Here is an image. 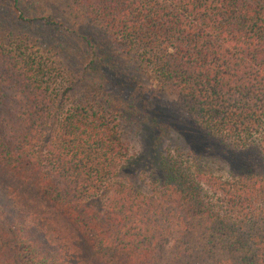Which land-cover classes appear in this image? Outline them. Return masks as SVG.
<instances>
[{
	"label": "trees",
	"instance_id": "1",
	"mask_svg": "<svg viewBox=\"0 0 264 264\" xmlns=\"http://www.w3.org/2000/svg\"><path fill=\"white\" fill-rule=\"evenodd\" d=\"M148 101L226 177L117 178ZM0 264H264V0H0Z\"/></svg>",
	"mask_w": 264,
	"mask_h": 264
},
{
	"label": "rangeland",
	"instance_id": "2",
	"mask_svg": "<svg viewBox=\"0 0 264 264\" xmlns=\"http://www.w3.org/2000/svg\"><path fill=\"white\" fill-rule=\"evenodd\" d=\"M144 106L147 116L145 124L129 147V154L137 155L136 162L117 178L142 193H150L146 174L152 171L158 154L165 153L167 149H177L186 154L192 167L226 177L227 172L231 170L228 163L230 156L226 150L187 121L160 112L149 101ZM162 135L164 138L158 143L157 139Z\"/></svg>",
	"mask_w": 264,
	"mask_h": 264
}]
</instances>
